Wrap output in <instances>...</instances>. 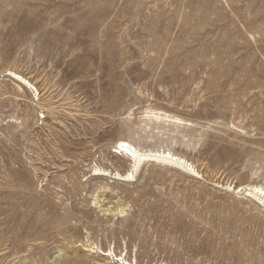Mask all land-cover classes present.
<instances>
[{"label": "rangeland", "instance_id": "obj_1", "mask_svg": "<svg viewBox=\"0 0 264 264\" xmlns=\"http://www.w3.org/2000/svg\"><path fill=\"white\" fill-rule=\"evenodd\" d=\"M121 140L197 176L93 177L131 171ZM246 185L264 188V0H0V264H264Z\"/></svg>", "mask_w": 264, "mask_h": 264}, {"label": "bare ground", "instance_id": "obj_2", "mask_svg": "<svg viewBox=\"0 0 264 264\" xmlns=\"http://www.w3.org/2000/svg\"><path fill=\"white\" fill-rule=\"evenodd\" d=\"M9 75H11L12 78L20 86L24 87L25 89H32L35 91L32 84L27 79L20 76L19 74H16L14 72H10ZM151 121H153L155 124H160L162 121H167V120L162 119V117H160V116H156V117H152ZM116 144H118V148L117 147H115V148H116V150L118 149L119 153H116V152H113V153L119 154L122 159H126L127 161H129L131 163V171L128 172V174H126V175H121L117 172L111 173L107 169H103L101 167L94 166V168L92 169V176L93 177L98 178V179H106L110 175V178L117 180V181L132 182L134 179V172H136L138 170V168L141 167L145 162H147V163L148 162H152V163L157 162V163L163 164L164 166L171 167V168H174L177 170L190 171L194 174V176L195 175L197 176V173L192 171L191 165L186 160H184L182 157L177 156L170 149L168 150V148H167V150L143 151V150L139 149L138 147H136L135 145L131 144L129 141L121 140V141L117 142ZM230 187H231V185L227 186L228 189ZM234 192H236L237 194L243 192L248 198L257 200L260 204L264 205V188H262L260 186H254V185L239 186V187L234 188ZM40 211H42V210H40ZM122 212H123V209L120 208V211L118 213H122ZM48 213L50 214V212H48ZM42 215H41V217H42ZM52 222L53 221L49 222V224ZM49 224H48V222H43L42 220H40V216H39V220H35L34 224H29L30 228H32V229L34 228L37 230L36 235H32L30 233V234H27V237H23V238L33 240V242H37V241L41 240L43 238L41 236L45 233L44 229ZM25 228H26V225L24 223L23 234H25ZM93 250H94L93 248H90L91 254H94ZM95 254H96V252H95ZM100 256L104 257V260L109 259L108 258L109 254L107 251L101 252ZM114 258L116 260V263H118V264H120V263L121 264H130V263H126V260L124 258H121V256L114 255Z\"/></svg>", "mask_w": 264, "mask_h": 264}, {"label": "built area", "instance_id": "obj_3", "mask_svg": "<svg viewBox=\"0 0 264 264\" xmlns=\"http://www.w3.org/2000/svg\"><path fill=\"white\" fill-rule=\"evenodd\" d=\"M116 153H119L118 150H116Z\"/></svg>", "mask_w": 264, "mask_h": 264}]
</instances>
